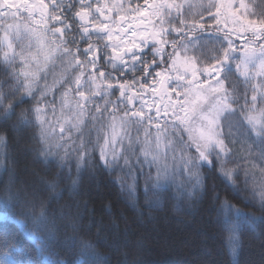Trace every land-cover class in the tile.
I'll list each match as a JSON object with an SVG mask.
<instances>
[{"label": "snow or ice", "instance_id": "snow-or-ice-1", "mask_svg": "<svg viewBox=\"0 0 264 264\" xmlns=\"http://www.w3.org/2000/svg\"><path fill=\"white\" fill-rule=\"evenodd\" d=\"M183 7L176 0H0V21L5 22L0 110L15 116L17 107L34 100L35 106L20 113V119L27 126L34 117L44 159L64 160L71 152L79 166L98 155L106 171L127 169L133 191L143 178L159 199L179 175L190 183L188 195L194 197L203 183L201 169L217 165L224 181L234 185L238 167H225L233 128L255 138L260 146L255 159L264 165V18L250 19L245 0H207L200 5L203 12L191 18L185 17ZM22 32L35 40V52L31 42L27 51L17 43ZM234 72L243 91L232 80ZM56 89H61L62 110L70 108L72 116L65 119L68 128L59 129L63 143L53 144L47 112L55 113V98L46 97ZM89 117L95 140L83 132ZM169 128L174 131L169 133ZM73 132L79 134V143ZM249 164L245 185L257 167L252 159ZM260 171L253 195L258 188L264 213V167ZM48 187L54 191L56 181ZM3 192L42 226L55 227V215L49 216L46 201L36 193L30 199L7 186ZM222 210L234 252L245 230L255 233L264 227V214L256 216L227 202ZM12 255L6 252L2 264H20L7 259Z\"/></svg>", "mask_w": 264, "mask_h": 264}, {"label": "trees", "instance_id": "trees-1", "mask_svg": "<svg viewBox=\"0 0 264 264\" xmlns=\"http://www.w3.org/2000/svg\"><path fill=\"white\" fill-rule=\"evenodd\" d=\"M134 2L143 3V0ZM176 2L184 4L183 13L191 18L203 12L200 5L207 0ZM245 4L250 19L264 18V0H245ZM4 23L0 21V38ZM30 42L24 34L17 41L26 51ZM36 50L37 46L31 42V51ZM60 70L57 64L55 71ZM128 75L131 78V74ZM4 79L0 75V81ZM232 80L243 91L244 85L235 72ZM48 82H52L51 70ZM4 90L7 91V87ZM60 92L61 89H56L54 96L46 97L47 101L55 98L57 109ZM34 106L35 101L28 100L15 109V116H7L0 110V136L4 137L0 160V213L7 216L0 219V264L9 251L13 255L7 259L20 264H48L49 260L64 261V264H264V237L260 235L264 227L258 226L255 233L245 230L239 237L242 244L234 252L232 233L224 223L222 210L227 202L256 216L264 214L259 209L258 188L255 198L253 195L254 185L261 176L260 169L264 167L255 162L251 154L249 147L255 142L254 137L242 136L233 128L232 136L226 141L230 154L225 167H238L239 171L234 185L224 181L219 165L204 167L201 169L203 183L194 197L188 195L192 192L190 183L178 175L175 184L158 199L151 182L141 178L135 190H131L128 185L132 179L127 169L106 171L98 155L79 166L71 152L64 160L59 156L44 159L40 152V129L34 117H31L33 123L27 126L20 119V113ZM50 116L52 114L48 113L47 117ZM56 125L57 129L51 128L52 143H63L59 140L60 120ZM82 128L86 136L95 140L96 129L90 117ZM224 130L227 132V127ZM172 131L169 128V133ZM131 135L136 137L135 130ZM72 136L79 143V134L73 132ZM139 136L143 140L142 130ZM184 138L187 140L186 133ZM136 147L138 152L140 145ZM258 153L259 150L253 153L256 158ZM60 155H63L62 149ZM249 159L257 167L254 173L250 172L245 185L244 169L250 168ZM53 180L57 184L54 191L48 187ZM5 186L13 192L25 193L30 199L34 193L43 198L49 216L56 217L55 227L42 226L10 194L3 192ZM217 195L219 200L215 198ZM19 221L24 223L23 227Z\"/></svg>", "mask_w": 264, "mask_h": 264}, {"label": "rangeland", "instance_id": "rangeland-1", "mask_svg": "<svg viewBox=\"0 0 264 264\" xmlns=\"http://www.w3.org/2000/svg\"><path fill=\"white\" fill-rule=\"evenodd\" d=\"M21 34H24V35H26L27 37H28V39L31 41V42H34L35 43V45H36V42H35V40L34 39H32V38H30L27 34H25V33H21ZM70 100H73L74 101V94L72 95V97H70ZM58 101V109L57 108H55V111L56 110H58L56 113L57 114H54L50 109L48 110V111H51V112H47V114L48 113H51L52 114V116H50L49 118L47 117V120H48V124H49V126H50V129L52 128V129H55V127H56V129L58 128V126L56 125V122L57 121H59L60 120V123H61V125H63L66 129L68 128V125L67 124H65V119L66 118H70L71 116H72V111L70 110V108H64L63 110H62V105H61V102H60V97H59V99L57 100ZM59 119V120H58ZM61 125H60V127H61ZM59 130V129H58ZM57 130V131H58ZM73 134V133H72ZM52 141H53V139H52ZM54 142V141H53ZM249 148H251L250 149V151H251V154L253 155V157L254 158H256V154H253L256 150H259V153H260V146H259V144L258 143H253V142H251V145H250V147ZM259 153H258V157H259ZM2 154H3V144L1 143V141H0V160H1V156H2ZM255 162H257V163H259V161H256V159H255ZM5 218H7V216H6V214H4V213H0V219H5ZM19 224L23 227L24 226V223L23 222H21V221H19ZM28 233V232H27ZM30 236V238L33 240V241H36V237L35 236H33V235H29Z\"/></svg>", "mask_w": 264, "mask_h": 264}]
</instances>
